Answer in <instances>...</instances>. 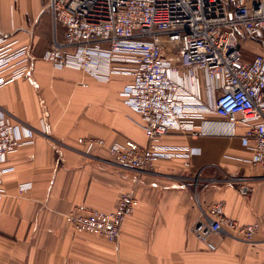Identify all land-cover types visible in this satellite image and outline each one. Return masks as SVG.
<instances>
[{"label":"crops","instance_id":"1","mask_svg":"<svg viewBox=\"0 0 264 264\" xmlns=\"http://www.w3.org/2000/svg\"><path fill=\"white\" fill-rule=\"evenodd\" d=\"M19 1L8 0L9 23L0 20V26L30 46L32 69L0 89V107L36 134L0 163V264H264V226L251 243L216 234L215 249L192 233L202 218L198 197L203 206L223 200L225 214L241 223L261 214L264 169L249 161L253 151L242 143L247 125L208 112L196 121L200 134L172 130L161 138L181 153L149 172L114 163L107 147L85 153L81 137L148 145L141 114L121 95L131 77L105 80L74 66L56 67L43 55L49 41L62 39L63 28L42 11L41 0L31 14L20 13ZM198 77L210 103L212 84L202 71ZM175 78L188 86L187 69ZM186 148L194 152L182 154ZM23 185L30 186L21 191ZM124 191H133L139 203L117 242L73 229L68 216L77 204L113 211Z\"/></svg>","mask_w":264,"mask_h":264},{"label":"built area","instance_id":"2","mask_svg":"<svg viewBox=\"0 0 264 264\" xmlns=\"http://www.w3.org/2000/svg\"><path fill=\"white\" fill-rule=\"evenodd\" d=\"M42 1V11H50L64 30L43 57L56 67L74 66L105 80L114 74L130 76L121 95L141 114L149 138L148 145H140L133 140L107 144L103 138L81 137L85 153L95 146L107 147L114 163L149 172L159 160L181 153L180 147L161 142L164 135L172 130L198 135L196 121L214 112L247 125L242 143L253 151L249 161L264 169V49L249 60L242 46L252 40L243 37L264 44V0ZM181 67L187 69V87L175 78ZM31 69L30 46L0 26V89ZM200 71L212 84L210 103L200 92ZM35 134L0 107V163L32 143ZM190 152L194 150L186 148L182 154ZM194 180L198 189L200 175ZM196 202L202 218L192 233L209 249L216 248L212 241L216 234L251 243L264 226V205L256 220L241 223L225 214L223 200L203 206L198 197ZM138 203L133 191H124L115 210L80 203L68 219L76 231L117 242Z\"/></svg>","mask_w":264,"mask_h":264},{"label":"rangeland","instance_id":"3","mask_svg":"<svg viewBox=\"0 0 264 264\" xmlns=\"http://www.w3.org/2000/svg\"><path fill=\"white\" fill-rule=\"evenodd\" d=\"M37 4L38 2L36 0H20L18 3V8H19L18 10L20 11L21 14L24 13L25 11H28V13L31 14L37 8ZM41 4L43 7L42 0H41ZM7 5H8V0H0V20L5 24L9 23V13H8ZM46 24H47V20L45 17H43L37 25V31L40 32V34H41V30L46 28ZM243 39L244 40L252 39L251 41L255 40L254 38H244V37ZM246 41H249V40H246ZM48 44H49L48 45V48H49L51 47L52 42L49 41ZM242 46L244 49H247L249 54H246L245 58L249 60L252 59L258 51H262L264 49V44H262L261 42L259 44L245 42V43H242Z\"/></svg>","mask_w":264,"mask_h":264}]
</instances>
